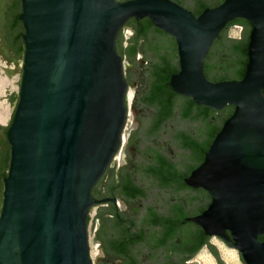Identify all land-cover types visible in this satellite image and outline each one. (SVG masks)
Instances as JSON below:
<instances>
[{
	"label": "water",
	"instance_id": "water-1",
	"mask_svg": "<svg viewBox=\"0 0 264 264\" xmlns=\"http://www.w3.org/2000/svg\"><path fill=\"white\" fill-rule=\"evenodd\" d=\"M18 1L22 51L18 56L10 55L8 61L0 56L7 64L5 73L18 74L20 85L19 92L8 93V144L0 147V264H93L87 212L96 204L99 207L90 228L92 233L96 220L93 243L100 244L95 264H121L114 248L120 227L109 210V201L116 200L101 198L104 196L96 200L92 190L106 172L107 186L102 189V183L98 190L107 193L114 186V172L118 174L125 163L129 134L133 131L128 140L132 147L139 139L160 131L141 149L153 144L158 147L150 151L158 153L162 148L164 161L176 164L181 173H188L199 159L180 147L179 133L199 136L204 123L191 116L183 118L180 101L172 119L157 128L158 108L148 104L149 70L159 63V54L165 53L173 68H179L168 82L176 93L215 110L233 106L203 161L184 179L211 197L200 214L187 219L202 228L209 241L217 236L235 249L243 264H264V239H259L264 235V0H222L198 15L173 0ZM182 1L186 7H194L198 1L213 2ZM5 3L0 0L3 18ZM131 18H149L173 38L152 30L146 46L149 51L137 53L134 60L121 57L117 36ZM234 18H243L251 25L244 75L210 81L204 74V58L210 47L212 55L207 63L212 66V77L232 76L241 58L232 45L244 40L248 29L240 31L241 38H233L227 36V28L225 36L230 41L213 44ZM0 34L6 35V31L0 29ZM1 46L6 49V45ZM128 85L135 89L133 122L125 129L116 169L117 160L112 158L122 140ZM144 162L137 160L135 165ZM144 168L135 169V182L146 196L134 214L140 218L150 209L166 216L171 191L146 179ZM123 175L130 179L128 173ZM118 199L122 216L116 218L125 226L130 223L127 216L132 206L129 200ZM203 203L205 206L204 201L191 203L186 209L199 210ZM190 229L185 227L182 233ZM142 264H147L145 259Z\"/></svg>",
	"mask_w": 264,
	"mask_h": 264
},
{
	"label": "trees",
	"instance_id": "trees-1",
	"mask_svg": "<svg viewBox=\"0 0 264 264\" xmlns=\"http://www.w3.org/2000/svg\"><path fill=\"white\" fill-rule=\"evenodd\" d=\"M177 2L178 4L184 6L185 8L192 11L195 15L200 14L206 7L215 6L219 3H210V2H201L198 1L194 7H186L183 4L182 0H173ZM15 21L19 22L18 15L15 17ZM231 24H238L247 26L248 27V33L244 40L237 41L232 45V51L237 52L240 54L241 58L237 60V66L236 71L232 76H227L226 74L218 75L216 77H212L210 75V69L212 66L207 63V59L211 57V48L209 49L206 57L204 58V74L206 78L210 81H215V79L224 80V79H240L244 75L245 66L247 62V43H248V36L249 32L251 30L250 23L243 19V18H234L233 20L229 21L225 27L219 32L217 38H215L214 43L230 41L225 36V32L227 28ZM125 25H130L134 29L133 36L130 38V45L127 47L123 46V37L121 35V31L119 32L116 40V48L117 52L121 57H127L130 60H134L136 57V54L138 52V42L140 40H145L148 36L149 32L154 30L156 33H159L161 35H168L163 30L157 28L152 24V22L149 20V18H142V19H135L131 18L129 19ZM21 38V35H18V39ZM212 44V46H213ZM21 49L18 48L16 51V56L20 55ZM155 53V52H154ZM217 58V57H216ZM159 63L154 64L149 70L151 72V85L149 88V94L148 99H150V103H148L150 106L155 105L157 106V117L155 120V125L158 128L159 124H162L170 119H172L174 115V110L177 108L178 103L180 101H183V105L181 107V115L183 118H188L191 116L192 120H199L203 123L210 121V124L208 128L206 129L205 137L204 139H196L194 137H191L187 133H179V138L181 142V148L184 150L190 151L192 154L198 155L200 157V161L198 165L203 161L204 154L208 150L210 144L213 141V138L215 137L216 133L220 130L224 120L230 116L233 110H230V113L227 114V116L223 117L222 121L219 122V115H215V109L204 106V105H198L196 104L191 98L180 95L176 93L168 84L169 78L173 72L178 71L177 68H173L171 61L169 59V56H158L157 57ZM220 60V59H219ZM264 93V90H263ZM232 106V105H231ZM179 107V106H178ZM14 112L12 113L13 117ZM10 123L6 127L0 126V129L3 130V140L5 143L8 144V140L6 138V131L9 127ZM153 159L157 160V164L154 166H147L144 169V176L155 178L157 179L160 187L166 188L170 187L175 182H179L181 186H185V183L183 182L184 173L180 171V169L176 165H172L171 163L165 162L164 159L159 155L156 154ZM197 165V166H198ZM101 181V180H100ZM131 178L128 179L126 176H121V180L119 183H115L114 186H110V189L107 192V195L109 196H115L116 194H119L121 197H123L125 200L131 199V195H135L136 197H142L145 192L143 190H140L137 187H134L131 184ZM181 182V183H180ZM100 185V182L96 183L93 191L92 196L93 198H96L99 195L98 187ZM185 188V187H184ZM117 208L115 207V210ZM109 210H113V204H111V207ZM147 214L145 218V224H148L150 227H155L156 225H161L163 228V232L160 238L157 240V244H146V242L149 240L145 235L143 234H136V237H132L134 234L132 231L131 225H122L121 222L116 218L122 216L121 213L119 216H116L115 219L118 222V226L120 227V231L118 234V238L116 241H114V248L117 250V256L119 258H122L124 261V264H133L127 262L128 257L132 256V247L134 242L137 241H143L146 238V241L142 242L145 245V248L150 256H154V252L156 249L164 250L166 253L170 254L172 253V250H177V253L179 255H184L186 253L187 248L190 246V242L184 241L181 245L176 244V247H163L165 242L172 238V228L171 225L175 224L177 227L184 229L185 227H189L188 225H193L195 229L190 231L192 234L197 235L199 241L196 246L192 248L193 252L199 251L202 248V245L206 244L208 247L212 248L213 246L209 243V236H207L202 228H200L197 224L191 223V222H183L186 213L184 210L179 208H171L168 212V217L166 218H159L154 216L152 213ZM125 217V216H124ZM89 218L87 217V221ZM186 232H183L182 235H185ZM264 235H260L259 239H263ZM163 248V249H162ZM136 264V263H135Z\"/></svg>",
	"mask_w": 264,
	"mask_h": 264
},
{
	"label": "flooded vegetation",
	"instance_id": "flooded-vegetation-1",
	"mask_svg": "<svg viewBox=\"0 0 264 264\" xmlns=\"http://www.w3.org/2000/svg\"><path fill=\"white\" fill-rule=\"evenodd\" d=\"M221 1L222 0H213V2H210V3H220ZM18 4H19L18 0H6V3H5L6 13H5V17L4 18H3L4 14L2 15V13L0 12V29H3V30L6 31V35H1L0 34V45L1 44L4 45V46L6 45V49H4L2 46L0 47V56L2 58H4L5 60H7V61L10 59V55L16 56V51H17L18 48L21 47V44L23 42V39H21V38L18 39V35L19 34L21 35V37L23 36V33H21V31L18 30L22 26V22L20 20H19V22L15 21L16 20L15 19L16 15H18L20 13V11H18ZM125 26L131 27V29H132V31L134 33V29H133L132 26H130V25H125ZM247 29H248L247 26L243 27L241 25V30L244 33H245V31ZM121 35H122V30H121ZM164 36L173 38L169 34L168 35H164ZM129 39H128L127 42H124V40H123V46L124 47H127L128 45H130V40ZM146 46H149L148 36L146 37L145 40H140L138 42V45H137L138 52L137 53H139V52H143L144 53V52L149 51V49H147ZM166 55H167L166 53L165 54H159V56H166ZM231 79H233V78H231ZM218 80H219L218 78L215 79V81H218ZM181 105H183V104H181ZM230 110H233V106L227 105L224 108H222L221 110L215 111V115H219L220 116L219 119H218L219 122H220L221 118L227 116V114L230 113ZM214 117H212V118H214ZM211 119L204 123V128H203V131H202L201 135L194 136V138H196V139H204V137H205L204 135L206 133V129L208 128L209 125H211L210 124V121H212ZM132 132H131V134H132ZM157 133H160V131L157 130ZM157 133L155 135H157ZM180 133H185V132H180ZM131 134H129L128 139L126 141V148H125V152H124L125 153V157H126L125 163H124L123 167L119 170L118 174H117V171L114 172V181H115V183H119L120 180H121V176H124L123 175L124 173H128L130 175V178H131V181H132L131 184L134 187H137L140 190H143L142 187L138 186V184L135 182V180L137 179L136 175H134L135 174V169H136V172H137L138 168L147 167V166H154L155 164H157V160L153 159V157L156 154H159L160 156H161V154L162 155H165V154H164L163 149L160 148V147H159L160 151L156 150L158 153H156L154 151H153L154 153L151 152L150 150L153 147H158V146H155L153 144L152 145H148L147 147H144L143 149H141V145H143V143H145L146 141H149V140L152 141V139H154L155 135L150 136L149 138L147 137V139L145 137H143V140L141 141V139H139L137 141V144L135 143V146L134 145H132V147L128 146V140H129V137H130ZM188 135H190V134H188ZM191 137H193V136H191ZM4 145H5L4 140L2 138H0V147H2ZM131 150H133V152ZM184 151H188V150H184ZM149 152H151V153H149ZM159 152H162V153H159ZM188 152H190V151H188ZM198 156H199V154H198ZM137 160L138 161L139 160H144L145 162H144V164H140V166L137 167L135 165ZM199 161H200V157H199L197 163H195V164H193L191 166V169L189 170L188 173H186V171L184 172V176H182L183 179H185V177H187L189 175V173H190V171L192 169L197 167ZM173 163H175V162H173ZM107 174L108 173L106 172L105 175H104L105 178H102L101 181H100V185L103 183L102 189L105 186H107V181H108V178H109ZM146 179H148V180L153 179L154 180L153 182L157 181V179H155L153 177L152 178L146 177ZM153 182H150V183H153ZM183 182L185 183V180H183ZM184 187L181 186V184H179V182H175L172 185H170V187H167V189H170V191H171L170 193H168L169 196H170V200H171V206H170V208H168L167 211L169 212V209H171V208L182 209L186 213L183 222L184 223L185 222L194 223V222L188 220L187 218L188 217H192V216L197 215V214H200L209 205V203L211 201V197H210L209 193L205 189H203L201 187H192V186H190V185H188L186 183H185ZM160 188H162V187H160ZM102 189L99 190V195L96 198H94V199H96V200H100L101 198H106V199H109V198H114V199L122 198V199H124L119 194H116L115 196H109V195H107V193H104L102 191ZM162 189H166V188H162ZM181 191H188V192L189 191H194L195 194L194 195L188 194V195L182 196L179 193ZM100 196H104V197L100 198ZM145 196H146V194H144L142 197H136L135 195H131L132 198L128 199L129 200V204H131V206H132L131 207V212L132 213L129 216H127V218L128 217L131 218L130 223L128 225L132 226L131 228H132V231L134 233L132 235V237L135 238L136 234H143V235H145V237H147L149 239L146 242V244H149V245L154 244L155 245V244L158 243L157 242L158 238H160L161 235H162L163 228H162L161 225H156L155 227H150L148 224H145L144 220H145L147 214L149 213V211H151L150 213H152L154 216L159 217V218H163V219L168 217L169 215L167 214L166 216H163L164 214H160L158 211L150 210V209L145 211V212H143L142 217H140V218L138 217V215H135L134 212L136 211L137 205L139 204L140 200L142 201L145 198ZM201 201H204L206 203V205L204 206V203H203V205H201L202 206L201 208H197L199 210H195V211L190 210L189 211V209H186L187 207L190 208L192 206L191 203H198V202H201ZM109 202H110V204H113L114 211L113 210H110V211H111V214H113V217L115 219L116 216H119L120 211L118 210L115 201L113 202L112 200H110ZM115 207L117 208L116 210H115ZM188 226L191 229L188 232H186L185 235H182L183 234L182 233V229L177 227L175 224H172L171 225L172 238L169 239L168 241H166L164 246H163V247L167 246L169 248H172V247H176V244L181 245L185 240L187 242L189 241L190 242V246H189V248H187L186 253H184L183 256L179 255L177 253V250H172V253L168 254L164 250H160L159 248L155 250V252H154L155 255L154 256H150L149 253L147 252L146 248H145V245L142 243V242L146 241V238H145V240H143V241L134 242L136 244L133 245L132 252H131L133 255L128 257L127 262L133 263V264H135V263L136 264H142L143 259H145L147 264H196L195 260H194V257H195V255L197 254L198 251L193 252L192 248L197 245L199 239H198L197 235H194V234H192L190 232L191 230L193 232L195 227L193 225H191V224L188 225ZM117 238H118V235L116 236L114 241H116ZM202 247H206L211 252V254L213 255V257L215 259L216 264H222L221 259L217 256L216 252L214 251V247L210 248L206 244L202 245ZM119 259L121 261V264H124L123 259L122 258H119Z\"/></svg>",
	"mask_w": 264,
	"mask_h": 264
},
{
	"label": "rangeland",
	"instance_id": "rangeland-1",
	"mask_svg": "<svg viewBox=\"0 0 264 264\" xmlns=\"http://www.w3.org/2000/svg\"><path fill=\"white\" fill-rule=\"evenodd\" d=\"M240 31H241L240 25L231 24L228 27V31H227L228 35L227 36L233 37V38H241ZM122 34L124 37V42H127V39L132 36L133 31H132L131 27H129V26H123L122 27ZM6 65L7 64L0 58V125L1 126H7L9 123L10 117H11V101H10V98L8 96V93L20 91V85L17 83L18 74L8 75L7 73H5L3 68H6ZM134 91H135V89L131 88L130 85H128L127 93H126L127 117H126L123 129H122V140H121L120 147L118 149L117 154H115L114 157L112 158V159L117 160L116 169H118V167H119L120 153L122 150V146L126 140L125 139V129H128V127H130L131 123L133 122V113L131 111V103H132V100L134 97ZM129 95H131V96H129ZM128 122H129V124H128ZM115 200H116L115 202H116V205L118 206L119 211H121L120 200L118 198H116ZM104 205L107 206L108 203H101V206H104ZM98 207H99V204L93 205L91 207V212L90 211L87 212L88 215L90 216V218L87 222L88 246H89L90 258H91L93 264H95V257L99 253L98 245L100 244V242H94L93 243V237H94L95 231L97 229V221L96 220L94 223L92 233H91L90 228H91V221L93 219V216L96 214V208H98ZM213 239L220 241L218 238L214 237V238H211L209 241L211 244H214ZM220 242H222V241H220ZM215 247L217 248L216 245H215ZM217 250H218V248H217ZM202 252H205L210 257V259L213 261L212 264H216L213 255L211 254V252L206 247H202L197 252V254L195 255L194 260L197 262V264H200V262L198 260V256ZM218 253H219V257L222 259L219 250H218ZM236 254H237V258H238L239 263L243 264L241 262V260L239 259V253L237 251H236ZM224 264H225V262H224Z\"/></svg>",
	"mask_w": 264,
	"mask_h": 264
},
{
	"label": "bare ground",
	"instance_id": "bare-ground-1",
	"mask_svg": "<svg viewBox=\"0 0 264 264\" xmlns=\"http://www.w3.org/2000/svg\"><path fill=\"white\" fill-rule=\"evenodd\" d=\"M129 96H131V95H129ZM215 238H217V236H215ZM213 242L217 246V248L220 252V255H221L223 261L225 262V264H240L238 261L235 249L226 246L225 244H223L222 242H220L216 239H213ZM198 260H199L200 264H212L213 263L212 260L210 259V257L205 252H202L198 256Z\"/></svg>",
	"mask_w": 264,
	"mask_h": 264
}]
</instances>
